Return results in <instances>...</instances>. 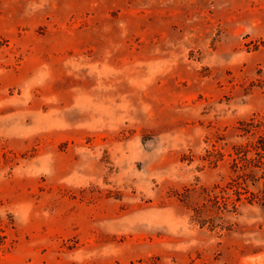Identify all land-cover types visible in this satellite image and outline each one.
Segmentation results:
<instances>
[{
    "label": "rangeland",
    "instance_id": "rangeland-1",
    "mask_svg": "<svg viewBox=\"0 0 264 264\" xmlns=\"http://www.w3.org/2000/svg\"><path fill=\"white\" fill-rule=\"evenodd\" d=\"M259 113L264 0H0V264H264L193 220Z\"/></svg>",
    "mask_w": 264,
    "mask_h": 264
},
{
    "label": "trees",
    "instance_id": "trees-1",
    "mask_svg": "<svg viewBox=\"0 0 264 264\" xmlns=\"http://www.w3.org/2000/svg\"><path fill=\"white\" fill-rule=\"evenodd\" d=\"M241 128L252 137L235 146L236 155L232 158L234 176L224 185L204 187L205 201L194 208L193 220L202 225L216 227L219 224L217 219H224L222 213L237 211L244 198L264 203V113L242 121ZM190 192L187 189L185 198ZM220 226L224 228L225 224Z\"/></svg>",
    "mask_w": 264,
    "mask_h": 264
}]
</instances>
